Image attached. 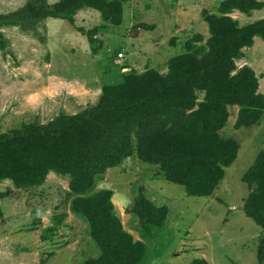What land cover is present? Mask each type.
<instances>
[{"label": "rangeland", "instance_id": "rangeland-1", "mask_svg": "<svg viewBox=\"0 0 264 264\" xmlns=\"http://www.w3.org/2000/svg\"><path fill=\"white\" fill-rule=\"evenodd\" d=\"M45 1L48 12L61 0ZM120 1L124 17L122 25L116 26L106 24L99 10L87 7L75 15L68 11L74 24L55 18L29 21L19 14L29 16L27 12L34 10L32 2L38 10L43 0H0V134L22 130L25 125L43 130L60 117L96 108L104 87L122 84L134 71L166 75L170 61L186 60L185 55L204 61L211 51V16L222 21L220 8L225 2ZM256 4L250 0V6ZM228 16L245 28L263 21L264 9L250 16L234 10ZM93 30L97 31L95 47L89 40ZM243 54L232 75L251 69L259 84L258 94L264 96V40L255 38L253 47ZM197 96L202 103L205 93ZM228 112L221 133L238 142L240 152L211 197L188 196L185 187L169 181L162 164L139 158L137 144L132 155L97 176L88 196L112 192L114 212L125 231L147 248L148 255L139 264L260 263L264 229L244 211L254 194L244 177L264 152V111L259 113L262 121L248 127L239 126L240 106H229ZM34 137L6 150L13 162L20 154L19 145L38 146L44 164L38 172L44 180L24 187L10 179L0 181V264L99 260L103 249L92 239L88 220L73 210L78 196L72 189L73 177L49 156L50 145L58 139L45 134ZM141 189L152 205L166 209L161 226L150 225L151 235L134 213Z\"/></svg>", "mask_w": 264, "mask_h": 264}, {"label": "trees", "instance_id": "trees-1", "mask_svg": "<svg viewBox=\"0 0 264 264\" xmlns=\"http://www.w3.org/2000/svg\"><path fill=\"white\" fill-rule=\"evenodd\" d=\"M110 1L61 0L48 12L45 0L38 10L33 1L31 8L36 12L31 10L27 12L29 16L26 12L19 15L26 20L55 18L74 24V16H68V11L69 15H75L87 7L99 10L106 24L113 22L121 26L122 2ZM254 2L257 4L251 6L250 0L222 3L223 20L211 16V51L204 61L185 55L187 61L180 57L170 61V72L166 75L157 71L142 75L134 71L122 84L104 87L96 108L70 118L60 117L43 130L25 125L22 130L0 134V181L10 179L20 187L44 180L39 175L44 166L43 154L38 146L19 145L20 154L12 162L6 157V150L17 147L21 140L31 141L37 134L58 139L50 145L49 156L73 177L72 189L78 195L73 210L88 220L92 239L103 249L99 260L85 264H139L148 255L146 246L135 242L117 218L111 191L88 196L97 176L132 155L136 144L140 159L162 164L169 181L185 187L190 197H211L225 180L226 169L233 165L240 152V144L221 133L230 116L228 107L240 106L239 126L248 127L263 119L259 113L264 111V96L258 94L254 72L245 69L232 75L236 61L244 57L243 50L253 47L255 38L264 40V20L240 28L228 15L240 10L250 16L253 11L264 9V3ZM96 35L97 31L93 30L89 37L93 46ZM199 92L205 93L202 103L197 101ZM244 180L254 191L244 211L264 229V152ZM136 205L134 213L151 235L150 225L160 227L166 209L152 205L142 189ZM261 246L258 258L259 264H264V242Z\"/></svg>", "mask_w": 264, "mask_h": 264}, {"label": "built area", "instance_id": "built-area-1", "mask_svg": "<svg viewBox=\"0 0 264 264\" xmlns=\"http://www.w3.org/2000/svg\"><path fill=\"white\" fill-rule=\"evenodd\" d=\"M123 56H124L123 54H120V58H123Z\"/></svg>", "mask_w": 264, "mask_h": 264}]
</instances>
